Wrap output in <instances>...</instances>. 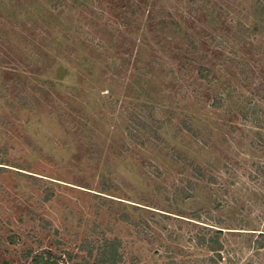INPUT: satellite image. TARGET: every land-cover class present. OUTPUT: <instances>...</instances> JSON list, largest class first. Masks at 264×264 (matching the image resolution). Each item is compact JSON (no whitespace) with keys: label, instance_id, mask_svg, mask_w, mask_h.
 Wrapping results in <instances>:
<instances>
[{"label":"rangeland","instance_id":"374dc122","mask_svg":"<svg viewBox=\"0 0 264 264\" xmlns=\"http://www.w3.org/2000/svg\"><path fill=\"white\" fill-rule=\"evenodd\" d=\"M0 163V264H264V0H0Z\"/></svg>","mask_w":264,"mask_h":264},{"label":"trees","instance_id":"16d2710c","mask_svg":"<svg viewBox=\"0 0 264 264\" xmlns=\"http://www.w3.org/2000/svg\"><path fill=\"white\" fill-rule=\"evenodd\" d=\"M2 165V163H0ZM218 234H222L221 232H218ZM215 235L210 234L208 238L206 236H197L196 244L199 248H204L207 251L221 255V251H223V245L218 241V237H215ZM96 257L98 258L99 264H120L122 261V256L119 253V244H116V240L109 241L104 240L100 243V246L97 248ZM43 260L42 257L36 256L34 258L35 263L34 264H41ZM46 264H50L47 262Z\"/></svg>","mask_w":264,"mask_h":264}]
</instances>
